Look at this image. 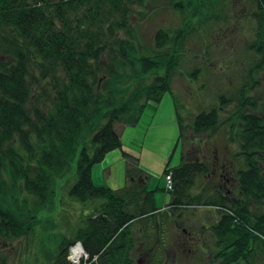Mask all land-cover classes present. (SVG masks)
I'll use <instances>...</instances> for the list:
<instances>
[{"label":"trees","instance_id":"16d2710c","mask_svg":"<svg viewBox=\"0 0 264 264\" xmlns=\"http://www.w3.org/2000/svg\"><path fill=\"white\" fill-rule=\"evenodd\" d=\"M143 1L0 0V237L9 240L30 230L34 214L53 198L56 179L72 169L75 179L67 193L85 211L70 237H59L45 261L34 264H73L67 251L76 241L86 254L77 264H136L132 226L147 240L171 214L179 217L174 212L185 204L218 213L209 230L220 257L248 262L255 249L264 256L259 114L236 109V123L225 127V135L238 150L229 160L211 156L208 168L206 152L183 149L186 125L174 103L178 136L172 152L179 146L180 160L162 171L163 178L168 172L171 177L164 209L155 205L158 187L147 188L138 158L121 149L115 126L135 125L148 103L157 105L170 92L183 43L196 30L191 24L159 28L154 49L136 52L129 15ZM250 1L256 21L250 48L260 54L256 68L264 63V0ZM193 2L196 17L199 1ZM181 4L175 7L182 10ZM224 104L220 95L217 106L197 113L188 126L192 136L219 130ZM114 149L129 159L126 184L118 189L94 184L92 166Z\"/></svg>","mask_w":264,"mask_h":264},{"label":"rangeland","instance_id":"374dc122","mask_svg":"<svg viewBox=\"0 0 264 264\" xmlns=\"http://www.w3.org/2000/svg\"><path fill=\"white\" fill-rule=\"evenodd\" d=\"M178 1L182 3V10L175 7ZM198 1L196 17H192L193 0H144L140 6L134 4L129 15V34L136 52L145 54L154 49L153 36L157 29L172 30L185 24L196 26V30L183 43L171 76V93H165L157 105L148 103L134 126H126L124 130L119 124L115 126L121 132V149L138 158V167L146 174L145 179L148 177L147 188L158 187L154 191V200L161 209L167 208L166 204L171 199L170 193L164 189L162 171L166 165L176 166L180 160V147L176 146L172 152L178 136L174 103L186 125L183 149L194 148L206 152L208 168L211 156L216 154L229 160L238 150L237 144L228 141L225 135V127H233L236 123V109L241 107L246 112L259 114L264 121V63L255 68L260 54L250 48L255 40L256 27V21L250 14L253 3L250 0ZM205 16L208 19H204ZM220 95L225 98L219 115L224 125L211 136H192L188 126L193 117L202 110L217 106ZM244 98L248 104L241 105ZM126 161L128 163L129 159ZM103 166L110 168L109 174L94 173V184L100 182L97 185L112 189L126 184L125 158L120 149L106 153L99 167ZM73 171L56 179L53 198L34 214L30 230L9 240L0 237V259H4L6 264L43 263L59 237H70V230L85 212L67 193L69 184L75 179ZM227 183L229 188H234V181L228 180ZM184 206L174 212L180 213L179 217L171 214L170 220H162L158 231L153 230L154 226H149L148 230L153 231L147 240L142 241L144 237L137 231V224L132 226L137 240L133 253L136 264H264V256L258 249L250 254L248 262L242 258L233 261L220 257L215 238L209 230L218 213L211 207H194L196 204ZM180 227L194 231V234L186 237ZM76 243L79 242H74L70 247ZM79 255L74 261L84 259V254ZM68 260L72 261L70 258Z\"/></svg>","mask_w":264,"mask_h":264},{"label":"built area","instance_id":"2783aa9c","mask_svg":"<svg viewBox=\"0 0 264 264\" xmlns=\"http://www.w3.org/2000/svg\"><path fill=\"white\" fill-rule=\"evenodd\" d=\"M164 186H165L166 189H170L171 188V177H170V173L169 172L164 175ZM68 250H69V253H70V257H68V258H70L72 260L71 262L74 263V264H77L78 261H74L73 255H76L77 258H78L80 256L79 254L81 253V254H84V258L86 257V254L83 253L84 251H83V249H82V247L80 246L79 243H76L74 245V247H69ZM77 252L79 254H77Z\"/></svg>","mask_w":264,"mask_h":264},{"label":"crops","instance_id":"0c3cea01","mask_svg":"<svg viewBox=\"0 0 264 264\" xmlns=\"http://www.w3.org/2000/svg\"><path fill=\"white\" fill-rule=\"evenodd\" d=\"M157 109V108H156ZM134 126V125H132ZM126 127V126H125ZM123 130H124V127H122ZM122 130V129H121ZM121 133V132H120ZM106 155V154H105ZM124 158V157H123ZM103 159L97 163V164H94L91 168V176H92V180L94 181L93 177H94V173H97L99 175L100 174H105V175H108L109 174V167L108 166H103V167H99V165L102 163ZM127 165V161H126V158H125V167ZM100 168V169H99ZM100 177H98V180H99ZM97 180V181H98ZM146 181H148V177H146ZM96 184L97 183H100V182H95Z\"/></svg>","mask_w":264,"mask_h":264},{"label":"flooded vegetation","instance_id":"af4514ba","mask_svg":"<svg viewBox=\"0 0 264 264\" xmlns=\"http://www.w3.org/2000/svg\"><path fill=\"white\" fill-rule=\"evenodd\" d=\"M181 228V230H182V233H184L183 235L184 236H188L189 237V235H191V234H194L193 232L194 231H188V230H186L185 228H183V227H180ZM184 236H183V239H184Z\"/></svg>","mask_w":264,"mask_h":264},{"label":"bare ground","instance_id":"6f19581e","mask_svg":"<svg viewBox=\"0 0 264 264\" xmlns=\"http://www.w3.org/2000/svg\"><path fill=\"white\" fill-rule=\"evenodd\" d=\"M77 254H79V253L77 252ZM73 258H77V256L76 255H73Z\"/></svg>","mask_w":264,"mask_h":264},{"label":"water","instance_id":"95a60500","mask_svg":"<svg viewBox=\"0 0 264 264\" xmlns=\"http://www.w3.org/2000/svg\"><path fill=\"white\" fill-rule=\"evenodd\" d=\"M263 212H264V202H263Z\"/></svg>","mask_w":264,"mask_h":264}]
</instances>
